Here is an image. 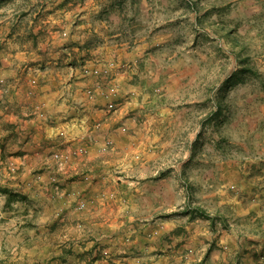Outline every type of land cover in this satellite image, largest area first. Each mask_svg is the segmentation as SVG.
Segmentation results:
<instances>
[{
    "label": "crops",
    "instance_id": "obj_1",
    "mask_svg": "<svg viewBox=\"0 0 264 264\" xmlns=\"http://www.w3.org/2000/svg\"><path fill=\"white\" fill-rule=\"evenodd\" d=\"M26 1L29 11L8 19L23 15L29 24L0 30V264H264L259 129L241 132L245 143H227L226 152L236 155L221 151L196 165L192 153L205 151L199 143L204 129L183 121L185 111L175 106L184 95L154 82L159 74L145 66L146 39L132 43L130 21L115 9L124 10V2ZM38 5H60L57 21ZM42 17L44 27L37 22ZM70 60L89 68L96 61L132 65L114 70L119 94L112 115L103 79L84 76L83 66ZM82 117L86 125L102 121L100 131L83 138L76 125ZM61 131L68 138L58 136ZM108 137L113 148L100 150ZM81 145L89 149L85 157L60 162L47 156ZM200 248L208 253L198 263Z\"/></svg>",
    "mask_w": 264,
    "mask_h": 264
},
{
    "label": "rangeland",
    "instance_id": "obj_2",
    "mask_svg": "<svg viewBox=\"0 0 264 264\" xmlns=\"http://www.w3.org/2000/svg\"><path fill=\"white\" fill-rule=\"evenodd\" d=\"M112 1L116 6L124 2V10L120 7L115 9L118 10L117 14L127 15L126 18L130 21L127 30L133 38L132 43L142 38L146 39L141 42L145 45L143 49L145 66L148 71L159 74L157 76L159 78H155L154 82L159 80L158 87L168 85L175 94L184 95L183 100L178 101L179 103L175 106L177 110L185 111L183 121H192L204 129L202 133H199L201 134L199 143L206 144L205 151L200 149L192 153L196 165L216 160L215 158L220 156L218 152L221 151L227 156L236 155L226 152L225 147L227 143H243L242 133L246 131L252 130L255 134L259 129L260 136L264 137V134L262 135L264 130V0ZM26 2V0H0V30L6 32L11 28L19 31L29 24V20H24L23 15L19 16L20 20L8 19L11 12L25 9L29 11ZM99 4L93 5L91 9L97 11ZM60 7V5H38L42 15L51 13L55 21L60 15L58 12L61 10ZM112 13L113 11L110 12ZM96 15L99 16L100 12ZM99 19H108L107 14L105 17L99 16ZM41 21L46 22V19L42 17L37 21L44 27L45 24ZM50 23L53 22L50 21ZM142 31H144L143 36L137 39L134 34L138 36ZM60 35L62 38L68 36L65 31H61ZM40 41H42L41 38ZM90 59L99 60L95 56H90ZM70 62L69 64L76 63L83 66L81 72L84 76L91 75L103 79L102 84L105 87L101 93L104 94H102L104 98L116 104V111L118 107L114 97L119 94V88L114 82V70L118 66L117 63L96 61L95 66L89 68L83 60H70ZM101 64L103 65L99 66ZM131 67L132 65H121L117 69L131 70ZM94 69L102 72L93 74ZM105 70L108 74H104ZM42 72H44L42 67L37 69V74L40 75ZM99 82L98 86L101 87ZM33 84H36V81ZM111 88H115L116 91L113 96L109 94ZM92 95L94 96L93 91ZM115 111L108 113L106 110L108 116ZM40 116L46 119L47 124L54 126L55 120L46 117L44 113ZM82 120L83 118H79L76 125L82 131L83 138H87L90 133L100 131L102 121L86 125V122ZM95 123H100V127L92 130ZM122 131L125 132L126 128L122 127ZM68 136L67 132H64V135L60 137L68 138ZM113 146L114 143L108 137L100 150L109 151ZM170 150L174 155L173 149ZM88 152V147L81 145L74 152L53 151L47 156L66 162L73 155L85 157ZM201 154H204V157ZM169 157L172 158L171 155ZM91 174V172L83 174L82 180L87 182ZM118 183H121V180H116V184ZM101 198L105 196L102 195ZM80 203H84L86 207L85 202Z\"/></svg>",
    "mask_w": 264,
    "mask_h": 264
},
{
    "label": "bare ground",
    "instance_id": "obj_3",
    "mask_svg": "<svg viewBox=\"0 0 264 264\" xmlns=\"http://www.w3.org/2000/svg\"><path fill=\"white\" fill-rule=\"evenodd\" d=\"M109 67V66H108ZM103 68V67H102ZM100 72H102V71H99L98 69H94L93 71H92V73L93 74H99ZM85 73H89V71H85ZM104 74H108V71L107 70H105L104 71ZM100 76V75H99ZM105 76V75H104ZM32 83H35V80L34 81H32ZM115 88H113V89H111L110 90V95H115ZM87 94L89 95V97H91V96H93L92 95V91L91 90H88L87 91ZM104 95V94H103ZM107 96V95H106ZM106 105V104H105ZM79 108V107H78ZM82 109H83V107H82ZM115 109H116V104L115 103H113V102H107V106H106V110H107V112L109 113V112H111V111H115ZM82 111H84V110H82ZM82 113V112H81ZM86 113V112H85ZM41 115V114H40ZM81 116V115H80ZM83 116V115H82ZM50 118V117H49ZM83 118V117H82ZM85 118V117H84ZM51 119V118H50ZM71 119V118H70ZM46 120V119H45ZM84 121V120H83ZM88 121V120H87ZM86 121V122H87ZM74 123V122H73ZM76 123V122H75ZM74 123V124H75ZM92 123V122H91ZM78 124V123H77ZM85 125V124H84ZM91 127V126H90ZM100 127V123H95L93 126H92V130H94V129H97V128H99ZM77 128V127H76ZM83 128V127H82ZM89 128V127H88ZM68 129H69V127H68ZM62 130V129H61ZM87 130V129H86ZM69 133V132H68ZM91 134V133H90ZM89 134V135H90ZM59 135L60 136H63L64 135V132H60L59 133ZM107 143H111L110 141L109 142H107ZM57 156V155H56ZM84 207H85V204L84 203H81V204H79V206H78V208L79 209H84ZM203 246V245H202ZM209 248V247H208ZM208 248H200L199 250H197V251H195V255H196V260H197V262L198 263H201V262H203L204 261V258L206 257V255H207V253H208ZM193 251L192 250H190L189 251V253H192Z\"/></svg>",
    "mask_w": 264,
    "mask_h": 264
},
{
    "label": "trees",
    "instance_id": "obj_4",
    "mask_svg": "<svg viewBox=\"0 0 264 264\" xmlns=\"http://www.w3.org/2000/svg\"><path fill=\"white\" fill-rule=\"evenodd\" d=\"M245 61V60H244ZM1 191L3 192V193H7V191L5 190V189H1Z\"/></svg>",
    "mask_w": 264,
    "mask_h": 264
}]
</instances>
